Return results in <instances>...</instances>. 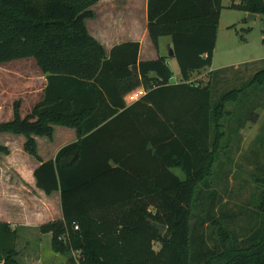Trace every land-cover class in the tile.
Here are the masks:
<instances>
[{"label":"trees","instance_id":"1","mask_svg":"<svg viewBox=\"0 0 264 264\" xmlns=\"http://www.w3.org/2000/svg\"><path fill=\"white\" fill-rule=\"evenodd\" d=\"M98 1L0 0V65L32 58L48 80L43 100L25 116L16 101L0 133L23 135L24 150L39 160L36 136L52 138L54 125L78 134L34 170L38 188L48 195L61 191L63 219L40 225V232L51 233L53 251L71 264L73 251L81 252V264H264V193L263 220L247 245L236 244L215 219L219 250L194 253L197 192L214 173L223 118L239 110L227 105L264 88V67L215 103L214 80L191 82L193 72L212 66L222 0H148L149 36L156 48L160 37H171L179 83H171L165 57L139 61V42L106 50L86 24ZM235 1L231 8L264 14V0ZM228 70L210 71L211 77ZM139 86L147 93L127 106L124 95ZM250 112L253 117L230 127L232 136L256 119V109ZM9 153L0 141V155ZM154 222L167 226L163 235ZM17 236L0 221V264H20Z\"/></svg>","mask_w":264,"mask_h":264},{"label":"rangeland","instance_id":"2","mask_svg":"<svg viewBox=\"0 0 264 264\" xmlns=\"http://www.w3.org/2000/svg\"><path fill=\"white\" fill-rule=\"evenodd\" d=\"M117 1H119L116 4L119 9L116 7L115 10L122 16L127 11L122 8L121 0ZM233 1L222 0L223 8L210 71L225 69L224 64L230 70L212 77L206 69L199 70L193 72L191 77L192 83L204 86L209 77L212 81L214 80L215 85H211L214 103L222 91L233 86L239 87L243 81L249 80L253 73L264 67V64L259 65V63L243 65V63L264 58V14H259L260 16L255 20H249L247 12L231 8ZM235 2L239 3L238 0ZM101 16L106 21V16L103 14ZM89 25L92 26V22H89ZM234 66L241 67L236 71ZM170 67L173 71L171 83L182 81L180 67L174 57L170 61ZM39 69L34 59L14 60L0 65V112L13 109L16 101L21 103L22 114L33 109L34 98L30 97L31 92L25 89L23 82L28 74L34 75L40 71ZM250 91L252 92L243 95L238 103L227 105L228 110H234V108L239 110L236 111L237 114L235 112L232 116L230 114L223 118L226 133L214 164V173L197 192L191 219L195 255H198L200 249H204V252L219 250L220 242L215 226L212 224L213 220L220 219L226 224L233 234V241L243 246L256 235L263 220V214L259 211L258 205L264 193V88L257 86ZM22 101H25L23 105ZM30 102H32V109H30ZM246 109H256V119L245 123L238 136H232L230 127L239 126L238 122L243 116L245 119L253 117V113H246ZM9 118L5 117L3 121H8ZM15 136L16 134L13 133H0V141L8 144L6 146L10 151L9 154L0 155V208L4 210L10 209L9 205L2 201L14 197L22 198L18 202L22 208L28 207L29 203L26 193H23L21 188H17L22 185L17 166L28 169L29 155H27L28 152H23L24 154L20 152V141ZM62 140L63 137L59 134L56 143ZM173 170L182 179L185 177L181 169ZM11 191L19 192L18 196L11 194ZM9 225L13 229L12 225ZM17 228L19 227L14 228L18 233L15 247L20 264H71L68 256L59 254L57 257V252H51V247H48L49 241L46 239L42 241V245H38L35 237L37 231L27 230V228L17 230ZM36 246L44 248L39 251V255H37L39 247L36 248ZM160 247V243H154L156 250Z\"/></svg>","mask_w":264,"mask_h":264},{"label":"crops","instance_id":"3","mask_svg":"<svg viewBox=\"0 0 264 264\" xmlns=\"http://www.w3.org/2000/svg\"><path fill=\"white\" fill-rule=\"evenodd\" d=\"M118 2L119 1L117 0H99L98 3L93 6V9L96 12V16L94 18L87 19L86 21L89 32L103 44L108 52L114 46L124 42H139V61L153 60L159 57H165L167 63L170 66V61L174 57V54L171 55L169 53L172 49L171 37H160L159 46L156 48L148 33V0H121L120 3L122 4V8L127 11V13H124L122 15L123 18L122 16L118 15L117 10H115L118 8L116 5ZM125 5L127 7H125ZM102 14L106 16V21L103 20L104 18L102 19ZM255 15L256 16L254 18H250L249 20H255L260 16L259 14ZM89 22H92V26L89 25ZM166 37H168V39ZM29 59L32 58L20 60ZM254 63H259V65L264 64V58L246 62L243 63V65ZM241 66H234V69L238 70ZM223 67L226 68L227 65L224 64ZM205 69L207 70V72H210L212 67L204 68L201 70ZM39 70L40 71L36 74L34 73V75L28 74V77L24 79L23 82L26 86L25 89L31 92L29 93V95L30 97L34 98L35 105L43 100L44 92L48 85L47 75L43 73L41 69ZM138 91H143V94H136V92ZM146 93L147 90L143 86H139L134 90L127 92L124 95V101L127 106L132 105ZM24 103L25 101H22V105ZM31 105L32 102H30V109H32ZM29 112L31 111L22 114L21 108V114L23 116H25ZM12 116L13 109H7L4 112H0V122L3 121L5 117L9 118ZM59 134L63 137V140L59 143H56ZM17 137L20 141V152L22 154H24L23 152L27 153L23 149L25 137L23 135H16L15 138ZM36 140L38 144V154L40 160L48 161L54 159L62 147L77 141L78 134L76 132V129L74 128L62 125H54V134L52 138H49L47 136H36ZM27 155H29L28 158L30 162V168L28 167V169H25L23 166H17V171L22 178V185L20 187L18 186L17 188H21L20 190H22V192L26 193L25 195L28 196V207H21L18 202L22 198L19 197H14L9 200L2 201V203L5 202L6 205H9L10 210H4V208H0V221L11 224L13 229L19 227L17 228V230H19L20 228H27V230L37 231L35 237L36 240H38V245H42V241L46 239L47 241H49L48 247H51L52 252L53 249L51 246V233H42L40 232L39 227L46 222L63 219L61 191L57 190L48 195L42 189L37 187L36 179L34 177V170L40 165L41 162L31 154L27 153ZM9 156H11V154ZM11 194H16L18 196L19 192L16 193L14 191H11ZM37 247L39 246H36V248ZM43 249L44 248L42 246L39 247L37 255H39V251ZM59 254L60 253H56V256L58 257Z\"/></svg>","mask_w":264,"mask_h":264},{"label":"water","instance_id":"4","mask_svg":"<svg viewBox=\"0 0 264 264\" xmlns=\"http://www.w3.org/2000/svg\"><path fill=\"white\" fill-rule=\"evenodd\" d=\"M255 16H256V15H255L254 13H249V18H248V19H250V18H254ZM169 53H170L171 55H173V54H174L173 49H171ZM153 225L159 230L160 234H162V235H163V234L166 232V230H167V226H166L165 224H160V223H156V222H154Z\"/></svg>","mask_w":264,"mask_h":264},{"label":"built area","instance_id":"5","mask_svg":"<svg viewBox=\"0 0 264 264\" xmlns=\"http://www.w3.org/2000/svg\"><path fill=\"white\" fill-rule=\"evenodd\" d=\"M136 94H143V91H138L136 92ZM76 228H78V226H76ZM73 257L76 259L77 264H81L79 259L80 257H82L80 251H73Z\"/></svg>","mask_w":264,"mask_h":264}]
</instances>
